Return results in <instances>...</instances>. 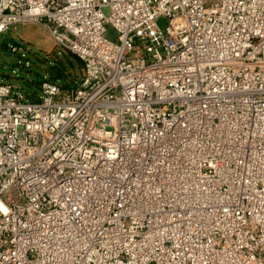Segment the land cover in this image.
I'll list each match as a JSON object with an SVG mask.
<instances>
[{
  "label": "built area",
  "instance_id": "obj_1",
  "mask_svg": "<svg viewBox=\"0 0 264 264\" xmlns=\"http://www.w3.org/2000/svg\"><path fill=\"white\" fill-rule=\"evenodd\" d=\"M27 22L83 73L0 82V264H264V0H0Z\"/></svg>",
  "mask_w": 264,
  "mask_h": 264
},
{
  "label": "rangeland",
  "instance_id": "obj_2",
  "mask_svg": "<svg viewBox=\"0 0 264 264\" xmlns=\"http://www.w3.org/2000/svg\"><path fill=\"white\" fill-rule=\"evenodd\" d=\"M103 12L106 14L107 10ZM158 24L164 28L166 22L160 19ZM107 29V38L115 40L113 30L109 26ZM57 64L66 67L65 81L54 80L59 71ZM82 73L83 69L76 67L69 52L57 47L40 23H19L0 34V82L12 83L28 96L40 94V83L44 79L64 86L78 81Z\"/></svg>",
  "mask_w": 264,
  "mask_h": 264
},
{
  "label": "trees",
  "instance_id": "obj_3",
  "mask_svg": "<svg viewBox=\"0 0 264 264\" xmlns=\"http://www.w3.org/2000/svg\"><path fill=\"white\" fill-rule=\"evenodd\" d=\"M69 55L74 59L75 64H76V67L77 68H82V64L79 61V59L76 56H74L73 54H71V53H69ZM70 64H72L71 61H70ZM57 69L59 71L58 72L56 71L55 76H54V78H55L54 80H57V81H65V78L64 77L66 76V73H65L64 70H66V67L63 64L62 65H58L57 64ZM78 81H74V82L72 81L73 82L72 84H70V83L64 84V86H62V87H65V88L71 87V86L75 85Z\"/></svg>",
  "mask_w": 264,
  "mask_h": 264
}]
</instances>
